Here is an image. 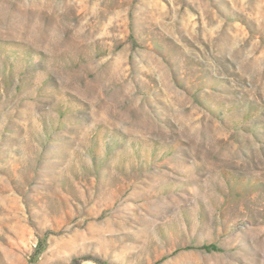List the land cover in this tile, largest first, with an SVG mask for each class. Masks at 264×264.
Masks as SVG:
<instances>
[{
  "label": "rangeland",
  "instance_id": "374dc122",
  "mask_svg": "<svg viewBox=\"0 0 264 264\" xmlns=\"http://www.w3.org/2000/svg\"><path fill=\"white\" fill-rule=\"evenodd\" d=\"M0 264H264V0H0Z\"/></svg>",
  "mask_w": 264,
  "mask_h": 264
},
{
  "label": "trees",
  "instance_id": "16d2710c",
  "mask_svg": "<svg viewBox=\"0 0 264 264\" xmlns=\"http://www.w3.org/2000/svg\"><path fill=\"white\" fill-rule=\"evenodd\" d=\"M205 249H207V250H210V249H215L216 247L215 246H213V245H205V246H203Z\"/></svg>",
  "mask_w": 264,
  "mask_h": 264
}]
</instances>
